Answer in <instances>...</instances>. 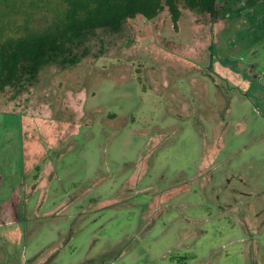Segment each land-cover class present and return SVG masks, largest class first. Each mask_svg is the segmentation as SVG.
<instances>
[{"label":"rangeland","instance_id":"1","mask_svg":"<svg viewBox=\"0 0 264 264\" xmlns=\"http://www.w3.org/2000/svg\"><path fill=\"white\" fill-rule=\"evenodd\" d=\"M98 29L0 91V264H264V0ZM60 0H0V40Z\"/></svg>","mask_w":264,"mask_h":264},{"label":"trees","instance_id":"2","mask_svg":"<svg viewBox=\"0 0 264 264\" xmlns=\"http://www.w3.org/2000/svg\"><path fill=\"white\" fill-rule=\"evenodd\" d=\"M9 1V0H5ZM56 18L47 26H26L25 32L0 40V91L33 83L51 65L77 64L86 56L76 50L98 29L122 30L139 14L149 19L168 8L174 26L182 16L181 2L192 10L219 13L218 0H60Z\"/></svg>","mask_w":264,"mask_h":264}]
</instances>
